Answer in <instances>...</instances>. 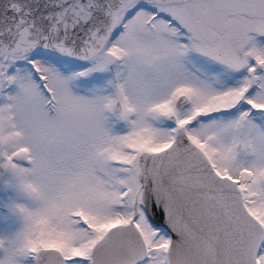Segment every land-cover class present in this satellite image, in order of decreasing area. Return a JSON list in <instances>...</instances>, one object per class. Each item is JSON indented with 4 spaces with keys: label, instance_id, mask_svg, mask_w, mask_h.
<instances>
[{
    "label": "snow or ice",
    "instance_id": "1",
    "mask_svg": "<svg viewBox=\"0 0 264 264\" xmlns=\"http://www.w3.org/2000/svg\"><path fill=\"white\" fill-rule=\"evenodd\" d=\"M0 264H264V0H0Z\"/></svg>",
    "mask_w": 264,
    "mask_h": 264
}]
</instances>
